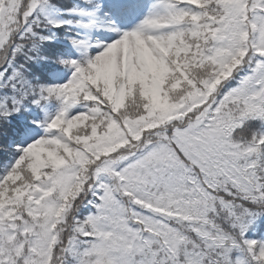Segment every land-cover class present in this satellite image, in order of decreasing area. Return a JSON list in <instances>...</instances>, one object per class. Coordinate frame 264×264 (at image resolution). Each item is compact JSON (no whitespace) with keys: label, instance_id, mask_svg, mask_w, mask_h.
Here are the masks:
<instances>
[{"label":"snow or ice","instance_id":"snow-or-ice-1","mask_svg":"<svg viewBox=\"0 0 264 264\" xmlns=\"http://www.w3.org/2000/svg\"><path fill=\"white\" fill-rule=\"evenodd\" d=\"M0 264H264V0H0Z\"/></svg>","mask_w":264,"mask_h":264}]
</instances>
